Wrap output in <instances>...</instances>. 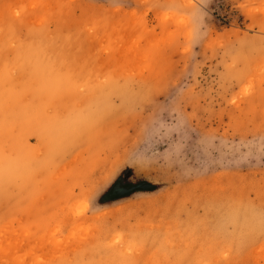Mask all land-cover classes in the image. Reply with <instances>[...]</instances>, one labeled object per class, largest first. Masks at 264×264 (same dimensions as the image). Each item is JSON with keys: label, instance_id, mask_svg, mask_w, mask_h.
I'll list each match as a JSON object with an SVG mask.
<instances>
[{"label": "rangeland", "instance_id": "obj_1", "mask_svg": "<svg viewBox=\"0 0 264 264\" xmlns=\"http://www.w3.org/2000/svg\"><path fill=\"white\" fill-rule=\"evenodd\" d=\"M0 264H264V0H0Z\"/></svg>", "mask_w": 264, "mask_h": 264}, {"label": "water", "instance_id": "obj_2", "mask_svg": "<svg viewBox=\"0 0 264 264\" xmlns=\"http://www.w3.org/2000/svg\"><path fill=\"white\" fill-rule=\"evenodd\" d=\"M147 187H150V188H151V186H147ZM115 190H118V188H117L116 186H114V187L111 189V191L109 192V195H108V196L113 195V192H114Z\"/></svg>", "mask_w": 264, "mask_h": 264}]
</instances>
